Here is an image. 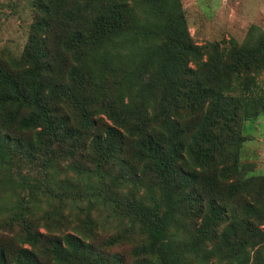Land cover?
Here are the masks:
<instances>
[{
  "label": "trees",
  "instance_id": "obj_1",
  "mask_svg": "<svg viewBox=\"0 0 264 264\" xmlns=\"http://www.w3.org/2000/svg\"><path fill=\"white\" fill-rule=\"evenodd\" d=\"M32 6L23 52L0 56V183L11 196L29 192L1 221L0 264H124L104 248L127 235L98 244L89 217L54 235L60 209L38 216L33 193L41 186L62 202L85 200L89 211L97 200L127 231L139 227L137 264H264V178L250 194L255 179L233 152L242 122L264 115V30L250 26L241 44L197 45L180 0ZM83 94L90 98L81 102L99 107L81 110L78 121L60 114ZM100 113L110 123L91 118ZM232 128L220 142L215 131ZM76 155L78 178L98 179L81 195L29 176Z\"/></svg>",
  "mask_w": 264,
  "mask_h": 264
},
{
  "label": "rangeland",
  "instance_id": "obj_2",
  "mask_svg": "<svg viewBox=\"0 0 264 264\" xmlns=\"http://www.w3.org/2000/svg\"><path fill=\"white\" fill-rule=\"evenodd\" d=\"M35 0H0V56L1 57H19L27 43L30 36L31 24L33 22V2ZM38 1V0H37ZM181 6L187 21V27L190 37L197 45L206 43H214L221 41H229L233 39L238 44H241L247 35L250 26H257L264 30V0H180ZM261 80L264 79L260 76ZM264 82V81H263ZM83 97L82 99H80ZM90 96L83 94L79 97L77 104L70 106V110H64L60 114L72 115L76 121L79 120V112L81 110L89 111L95 109L93 105L99 107L97 101L95 104L84 103L88 101ZM92 119L97 120L98 123L109 122L106 115L103 113L93 114ZM110 123V122H109ZM78 125V124H77ZM79 126V125H78ZM241 135L243 141L240 147L233 152L239 155V165L246 177H253L254 184L250 187V194L258 191L260 188L261 178H264V115L252 117L242 122ZM238 128H236L237 130ZM221 132L216 130L215 135H220L219 141L233 137L236 133ZM77 151L79 145H76ZM79 153V152H78ZM80 154V153H79ZM78 155L74 159L67 158L57 170H51L48 175L41 172H29L32 179L38 178V181L50 185L53 189L61 193L67 190L77 191L81 193L86 192V185L88 183L97 184L98 179L85 175L83 179L78 178V175L70 169L71 163L78 162L80 159ZM85 163V161H82ZM86 165L90 164L86 161ZM242 177V176H241ZM239 177V178H241ZM65 180H69V185H66ZM74 186V187H72ZM9 186L3 187L0 183V207L4 206L0 213V224L4 219H8L9 212L13 203L21 199L22 196L29 192H18V196L12 195ZM25 194V195H26ZM50 193L44 186L39 187L33 197L35 199L38 216L45 220V213L54 214L57 209H60L59 224L54 228V235L73 233L72 228H83V222L87 217L90 218V223L96 227V231L100 232V239H96V243H101V239L109 237L116 233L127 235L124 244L114 247H106L104 250L110 255L120 256L124 264H137V261H142L141 258L134 256L133 248L138 243L145 239L141 234L139 227L135 226L130 231H127L128 225L126 222L120 224L119 219L109 216L108 211L101 205H98L97 200L90 203L93 207L88 210L89 204L85 200L79 204L72 203L68 200L60 201L58 198H52ZM244 195H247L244 194ZM95 199V198H93ZM79 205V206H78ZM57 220V217H54ZM190 219V218H189ZM187 222H189L187 220ZM44 221H41V225ZM103 226V231L100 229ZM264 228V225L260 226ZM40 231L43 229L40 226ZM4 231L0 227V234ZM251 254H255L256 250H250ZM211 264H223L216 260H211ZM144 264H148V260Z\"/></svg>",
  "mask_w": 264,
  "mask_h": 264
}]
</instances>
